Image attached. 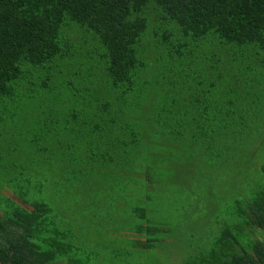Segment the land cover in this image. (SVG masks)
<instances>
[{
	"label": "trees",
	"instance_id": "trees-1",
	"mask_svg": "<svg viewBox=\"0 0 264 264\" xmlns=\"http://www.w3.org/2000/svg\"><path fill=\"white\" fill-rule=\"evenodd\" d=\"M263 69L264 0H0V264L153 247L171 157L250 143ZM234 205L198 264L264 263V190Z\"/></svg>",
	"mask_w": 264,
	"mask_h": 264
},
{
	"label": "rangeland",
	"instance_id": "rangeland-1",
	"mask_svg": "<svg viewBox=\"0 0 264 264\" xmlns=\"http://www.w3.org/2000/svg\"><path fill=\"white\" fill-rule=\"evenodd\" d=\"M259 73L252 76L251 89L250 83H246L247 90L239 94L251 93L249 97L254 100L253 115L258 119H254L252 141L243 145H220L211 150L210 147L203 149L201 145L180 146L178 157L171 158L181 164L173 166V173L170 170L172 174L166 175L170 178L168 185L164 182L157 192V207L146 210L144 222L147 225L158 222L162 228L151 239L155 241L153 247L135 250L129 246L124 249L128 255H119V261L125 260L128 264H198L204 253L201 247L208 246L226 214L235 210V200L244 195L250 185L258 193L264 190V69ZM166 170H163L165 174ZM82 210L80 208L75 214L84 215ZM127 213L132 214L131 208ZM115 226L118 233L128 232L120 223ZM95 249L98 253H107L100 247ZM114 262L115 259L108 264Z\"/></svg>",
	"mask_w": 264,
	"mask_h": 264
},
{
	"label": "built area",
	"instance_id": "built-area-1",
	"mask_svg": "<svg viewBox=\"0 0 264 264\" xmlns=\"http://www.w3.org/2000/svg\"><path fill=\"white\" fill-rule=\"evenodd\" d=\"M264 264V263H263Z\"/></svg>",
	"mask_w": 264,
	"mask_h": 264
}]
</instances>
